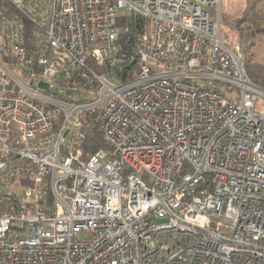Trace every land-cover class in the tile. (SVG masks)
<instances>
[{"label":"built area","instance_id":"2783aa9c","mask_svg":"<svg viewBox=\"0 0 264 264\" xmlns=\"http://www.w3.org/2000/svg\"><path fill=\"white\" fill-rule=\"evenodd\" d=\"M220 4L0 0V264H264V88Z\"/></svg>","mask_w":264,"mask_h":264},{"label":"trees","instance_id":"16d2710c","mask_svg":"<svg viewBox=\"0 0 264 264\" xmlns=\"http://www.w3.org/2000/svg\"><path fill=\"white\" fill-rule=\"evenodd\" d=\"M255 6L254 4L248 6L241 16L235 18L231 24L235 32L238 33L239 38L248 41L250 44H252L258 33L264 31V27H260L262 19L257 13ZM117 23L122 27V32L119 37L120 49L128 59L134 52V48L138 42V36L144 29L145 22L140 17L120 16ZM223 39H227V37L223 36ZM129 67L124 66V70L137 68L136 65H132L131 68ZM94 69L101 72L103 67L94 66ZM245 69L250 79L264 88V64L252 63L245 57ZM81 131L83 133V141L81 144V157L83 159L88 154L94 153L99 149L107 148L98 131L94 117L88 118L87 123L82 126Z\"/></svg>","mask_w":264,"mask_h":264},{"label":"rangeland","instance_id":"374dc122","mask_svg":"<svg viewBox=\"0 0 264 264\" xmlns=\"http://www.w3.org/2000/svg\"><path fill=\"white\" fill-rule=\"evenodd\" d=\"M252 4L256 5V11L261 16L262 23L260 27H264V0H221V34L222 37H227V39H223L227 45H238L246 59L250 62L264 64V31L258 33L252 44H250L248 41L241 40L231 25L233 20L241 16L245 9ZM26 236V233L22 235V237Z\"/></svg>","mask_w":264,"mask_h":264},{"label":"water","instance_id":"95a60500","mask_svg":"<svg viewBox=\"0 0 264 264\" xmlns=\"http://www.w3.org/2000/svg\"><path fill=\"white\" fill-rule=\"evenodd\" d=\"M125 75H126V72L123 73L122 78H124ZM39 86H40V87H43V88H45V89L47 88V84H46V83H43V82H40V83H39Z\"/></svg>","mask_w":264,"mask_h":264},{"label":"bare ground","instance_id":"6f19581e","mask_svg":"<svg viewBox=\"0 0 264 264\" xmlns=\"http://www.w3.org/2000/svg\"><path fill=\"white\" fill-rule=\"evenodd\" d=\"M131 66V65H130Z\"/></svg>","mask_w":264,"mask_h":264}]
</instances>
